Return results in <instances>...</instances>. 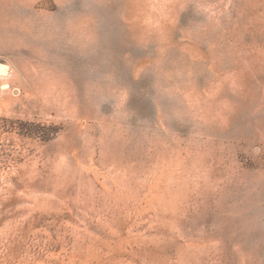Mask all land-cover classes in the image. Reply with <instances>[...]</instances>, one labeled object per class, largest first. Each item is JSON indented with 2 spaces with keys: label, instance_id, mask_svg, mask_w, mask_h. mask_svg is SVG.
Listing matches in <instances>:
<instances>
[{
  "label": "rangeland",
  "instance_id": "obj_1",
  "mask_svg": "<svg viewBox=\"0 0 264 264\" xmlns=\"http://www.w3.org/2000/svg\"><path fill=\"white\" fill-rule=\"evenodd\" d=\"M0 65V264H264V0H0Z\"/></svg>",
  "mask_w": 264,
  "mask_h": 264
},
{
  "label": "bare ground",
  "instance_id": "obj_2",
  "mask_svg": "<svg viewBox=\"0 0 264 264\" xmlns=\"http://www.w3.org/2000/svg\"><path fill=\"white\" fill-rule=\"evenodd\" d=\"M7 69H6V67L4 66H1L0 65V77H5V76H7L8 74H7ZM6 72V73H5Z\"/></svg>",
  "mask_w": 264,
  "mask_h": 264
},
{
  "label": "clouds",
  "instance_id": "obj_3",
  "mask_svg": "<svg viewBox=\"0 0 264 264\" xmlns=\"http://www.w3.org/2000/svg\"><path fill=\"white\" fill-rule=\"evenodd\" d=\"M69 26H70V28L73 26V22L72 21L69 22Z\"/></svg>",
  "mask_w": 264,
  "mask_h": 264
}]
</instances>
